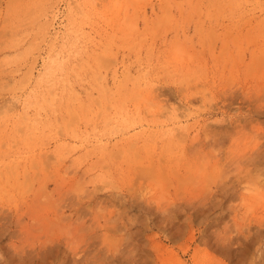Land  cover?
Instances as JSON below:
<instances>
[{
	"label": "rangeland",
	"instance_id": "obj_1",
	"mask_svg": "<svg viewBox=\"0 0 264 264\" xmlns=\"http://www.w3.org/2000/svg\"><path fill=\"white\" fill-rule=\"evenodd\" d=\"M0 264H264V0H0Z\"/></svg>",
	"mask_w": 264,
	"mask_h": 264
}]
</instances>
